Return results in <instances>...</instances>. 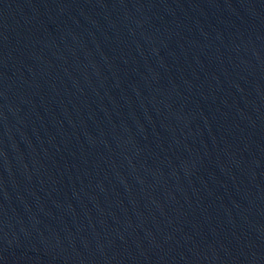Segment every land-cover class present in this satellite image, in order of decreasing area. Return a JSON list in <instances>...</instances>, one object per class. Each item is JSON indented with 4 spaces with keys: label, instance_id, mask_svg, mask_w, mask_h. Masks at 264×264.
Wrapping results in <instances>:
<instances>
[{
    "label": "water",
    "instance_id": "1",
    "mask_svg": "<svg viewBox=\"0 0 264 264\" xmlns=\"http://www.w3.org/2000/svg\"><path fill=\"white\" fill-rule=\"evenodd\" d=\"M0 264H264V0H0Z\"/></svg>",
    "mask_w": 264,
    "mask_h": 264
}]
</instances>
